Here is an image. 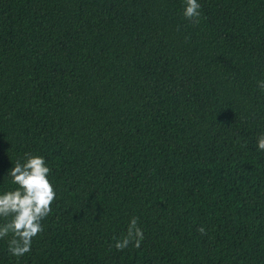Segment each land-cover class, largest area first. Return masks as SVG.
<instances>
[{"label": "trees", "instance_id": "1", "mask_svg": "<svg viewBox=\"0 0 264 264\" xmlns=\"http://www.w3.org/2000/svg\"><path fill=\"white\" fill-rule=\"evenodd\" d=\"M198 2L0 0V192L25 153L57 192L0 264H264V0Z\"/></svg>", "mask_w": 264, "mask_h": 264}, {"label": "clouds", "instance_id": "2", "mask_svg": "<svg viewBox=\"0 0 264 264\" xmlns=\"http://www.w3.org/2000/svg\"><path fill=\"white\" fill-rule=\"evenodd\" d=\"M183 16L190 23H200L201 4L198 0H184ZM257 83L264 91V80ZM257 148L264 152V133L257 138ZM50 174L51 168L45 158L31 153H25L23 162L17 159L8 172L10 183L15 187L0 192V240H7V250L12 256L20 258L29 253L33 240L44 231L42 222L51 214L57 199ZM197 231L201 235L207 234L203 226ZM143 240L139 218L133 216L126 235L116 241L114 247L118 251L125 250L129 245L139 249Z\"/></svg>", "mask_w": 264, "mask_h": 264}]
</instances>
